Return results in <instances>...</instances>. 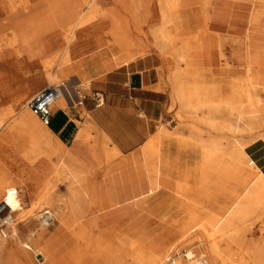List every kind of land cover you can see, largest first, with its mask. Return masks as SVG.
<instances>
[{
    "label": "bare ground",
    "instance_id": "bare-ground-1",
    "mask_svg": "<svg viewBox=\"0 0 264 264\" xmlns=\"http://www.w3.org/2000/svg\"><path fill=\"white\" fill-rule=\"evenodd\" d=\"M82 1V8L77 12L79 13L78 20L64 28L67 47L53 54V62H43L42 60L40 64H29L28 67L32 65L43 67L49 80H60L66 75H72L70 81L64 83L66 86L64 96L66 99L75 100V89L71 86L72 78H76L80 83L85 79L93 80L115 68L130 65L132 58L139 55L143 49V42L137 38L140 36L137 32H140L143 26L152 24L149 38L152 40L156 52L166 60L176 57L179 59L170 70V78L167 82L170 96L169 111L175 110L180 112V115H189L197 123L191 128L193 138L188 140V144H185V153H189L194 158L203 157L206 167H210L215 161L222 159L223 167L230 166L239 172H256L257 178L253 181L252 186L253 193H247L242 198L233 208L228 219L223 220L218 216H212L197 229L201 230L206 239H215L208 252L202 250V253L206 256L209 255L212 264H264V245L262 247L247 246L239 236L242 226L238 229L235 227L237 222L244 224L250 215L262 207L264 202V159L257 160L260 148H257V144L253 142V132L257 120L264 122V102L257 96L259 90L264 92V63L262 62L264 34L259 30L264 23V0H130V4L124 6L131 10L130 18L116 19L115 28L110 31L113 39L111 51L106 50L99 54L91 62H87V65L72 63L71 67H66L59 73L51 75L49 69L53 63L59 62V66H64L74 60L73 46L84 28L94 26L100 29L105 23H108L106 16L111 15L110 17H112L118 13L117 11L104 10L93 18H89L88 12L98 7L99 0ZM111 1L116 4V0ZM34 2L35 0H0V51L8 48L19 60L24 58V55L12 24L13 16L18 12H24ZM248 8L251 12H247ZM14 18L16 17L14 16ZM96 18H99L100 23L94 25ZM194 19L198 27L196 33H191L194 29L181 31L187 29L184 25ZM213 36L215 38H212ZM226 40L239 44L243 42L246 45L244 58L246 70L239 75L237 80V84L244 85L245 92H247L244 96L241 90L238 92V99L245 98L242 100L243 102H224L221 88L225 82L223 73L225 69L220 70V65L207 68L202 61V50L208 51L213 47L217 48L220 59L224 58L222 48ZM95 43L97 47L106 46L104 37H99ZM125 49H130V52L124 54ZM112 51L116 52L115 56L111 55ZM226 67L228 68L226 70L231 69L230 65ZM191 81H194L192 83H196V85L190 90L189 83ZM257 81H260V85L255 84ZM15 86L11 82L5 83L2 90L5 91L10 87L13 90V97L16 98L18 89ZM28 91L31 89L23 88L20 90V94ZM16 99L13 100L17 104L19 101ZM30 101L24 106L9 132L14 133L18 128L27 138L29 143L23 147V158L29 160L30 168L35 169L37 164H41L42 170L38 169L37 171L45 175L48 170L45 159L53 155L52 149L55 141L49 130L42 126L39 118L30 111ZM15 106L13 107L14 113ZM204 134H208L209 137H205ZM225 135L229 136L230 147L228 150L224 148ZM152 141L155 142V140ZM151 143L153 144V142ZM199 144H204L205 148L202 150ZM151 150V153L145 155L149 190L135 200L138 202L144 201L160 189V177L175 172L178 174L181 170L189 168L186 161L163 155L155 146ZM115 151L117 152V150ZM181 152L179 147L178 153L181 154ZM33 156L36 158L32 159ZM193 166V170H190L188 175L190 179L195 178L198 171L195 165ZM166 169L169 174H163V170ZM177 186L180 193L188 192V189L186 192L185 187L181 184ZM25 188L28 192L32 189L30 186ZM0 199L1 203L6 206L5 210H9L10 215L13 214L16 218L13 236H20L19 225L31 230L33 225L31 221L35 218L34 211L30 212V215L24 211L17 187L10 186L8 183L0 188ZM39 201L40 205H48L47 194L39 197ZM48 212L51 214L50 211ZM41 216L39 215L40 221ZM51 216L53 220L54 215L51 214ZM55 218L57 223L65 225L63 214L58 213ZM42 226L48 227L50 224L42 223ZM33 234L35 233L30 236L34 237ZM218 237L220 240L216 241ZM222 243L226 245L223 250ZM1 245L2 242H0V249H2ZM234 245L238 246V252H233ZM22 246L33 251L30 243H23ZM160 246L164 251L167 243L162 242ZM96 248L98 252H107L106 259L101 264H162L163 261L160 253H153L152 250L150 251L118 234L109 240L100 239ZM37 256L43 257V259L41 257H39L40 260L37 259L39 263L45 260L42 253L38 252ZM129 260L132 262L130 263ZM10 263V260H7L5 264Z\"/></svg>",
    "mask_w": 264,
    "mask_h": 264
},
{
    "label": "rangeland",
    "instance_id": "rangeland-1",
    "mask_svg": "<svg viewBox=\"0 0 264 264\" xmlns=\"http://www.w3.org/2000/svg\"><path fill=\"white\" fill-rule=\"evenodd\" d=\"M129 4L130 0H116V4L111 0H99L98 7L88 12L89 18H93L104 10L117 11L118 13L112 17H110L111 15L106 16L108 23H105L100 29L94 26L84 28L79 33L78 39L73 46L74 60L64 66H59V62L53 63L49 69L50 74L55 75L66 67H71L72 63H85L87 65V62H91L99 54L106 50L111 51L113 49V39L110 31L114 30L116 19L130 18L129 14L131 10L124 7ZM247 12H251L250 8H248ZM35 15V19L38 21L40 19L38 12H35ZM78 17L79 13H77V20ZM96 19L94 25L100 23L99 18ZM151 26L152 24L145 25L141 28L140 32H137L140 35L137 38L143 42V49H141L139 55L132 58L131 63L146 55H159L155 50L152 40L149 38ZM259 30L264 34V23ZM99 37H104L106 41L105 47L96 46L95 42ZM61 39L60 37L59 40ZM124 51L125 54L130 52V49H125ZM222 52L224 58L221 59L220 70L228 69L226 67L228 65L231 66L232 70H237L241 73L246 70L244 67L246 45L243 42L239 44L226 40L224 41ZM115 53V51H112L111 55L115 56ZM159 56L162 58L164 64H159L158 68H156L155 64L150 67L160 73L163 70L165 76L164 87L168 90L167 82H169L170 70L177 64L179 59L176 57L166 60L161 55ZM44 61L53 62V55L43 59ZM262 62L264 63V57L262 58ZM28 65L23 57L21 60L16 58L10 49L4 48L3 51H0V139H2V142H0V188L8 185V183L10 186H16L24 211L28 214L34 211L33 215H35L34 220L32 219L31 221V224H33L31 230L19 225L20 238L13 236V229L16 226L13 229L6 225L0 226L3 230L0 233V242H2L0 264H5L7 260H10V264H49L46 259L39 263L37 259L39 257L43 259V257L37 256V253L40 252L45 256L43 250H47L50 247L49 240L56 233L58 227L65 229L63 233L67 239L72 238L73 234L81 243H85L89 239L94 240L95 248L92 251V256L99 264L106 259L107 252H98L96 248L98 242L100 239L109 240L115 234L125 235L131 241L137 242L150 251L152 250L151 252L160 253L163 258L162 264L166 263V258L170 253L184 248H195L198 251L204 250V252H208L215 239H206L202 235L201 230L197 229L211 219L212 216H218L223 220L228 219L233 208L242 198L247 193H253L254 189L252 186L253 181L257 178L256 172H239L230 166L223 167L222 159L215 161L210 167H206L204 166L203 157L190 160L185 154H179L175 149L170 148L169 144H166L164 147L165 142L188 144V140L193 138L191 128L197 125L196 121L190 118L189 115H180V112L168 110L167 115L159 123L158 132L138 151L139 156L135 160L124 161L125 158L117 154L111 142H100L93 134V131L89 129L87 133L83 131L79 139L87 144L89 148L97 151L93 152V160L89 162L90 167H87L84 162L65 160L54 143L52 149L53 155L45 159L48 169L47 173L45 175L41 172L39 173L37 170H42L41 164H37V167L33 169L30 168L29 160L23 158V147L29 143L27 138L18 128L14 133L9 131L15 124L24 106L35 94L50 86H57L70 81L72 75H66L60 80H49L43 67L38 65L28 67ZM9 82L15 84L16 89L19 90V92L17 90L18 98H16L19 101L17 104L13 100L16 98L13 97V90L10 87L5 89V91L2 90V86ZM89 82H93V80L85 79L83 82L78 83L76 78H72L71 86L76 92L86 95L87 100L89 97H92L91 91L93 89L92 86H88ZM255 84L260 85V81L255 82ZM23 88L31 89V91L20 94V90ZM257 96L264 102L263 91L259 90ZM164 101H166V97ZM14 106L15 113L13 112ZM82 117L86 119L88 118V114L84 112ZM39 122L44 126L40 119ZM253 133V142L257 144V148H260L257 156L260 159H264L263 120H257ZM204 136L209 137L208 134H204ZM224 138V148L228 150L230 147L229 136L225 135ZM152 140H155V142ZM106 142L107 145H105ZM150 143L157 147L161 154L175 158L176 160L186 161L189 164V168L181 170L178 174L175 172L168 176L164 175L163 178L165 180L163 179V182L165 186L162 190L144 201H139L140 204L138 201L132 200L136 192H130L129 195L126 194L129 201L115 207L111 215L112 225L106 227L104 220H98V214L93 215L91 218L98 220L99 227L96 229V233L91 232L87 225L84 224L85 217L92 210L91 204L88 202L92 195L91 191H89L91 188L88 185V177L84 175V172L92 180L100 176L105 181L120 174H131L134 177H130L126 182L122 181L120 184L117 183L116 187H112L122 188L123 185L126 186L125 184H127L128 188L132 190L135 188L134 185H138L139 180H141V177H135V175L139 174V176H142L143 174L146 179L143 176L142 179L144 178L146 181L148 179L145 155L152 151L153 146ZM183 146L185 147V145ZM200 146L202 150L205 148L204 144ZM35 158L36 156L32 157V159ZM193 165H195L198 171L196 177L190 179L188 175L190 170H193ZM164 173L169 174L167 169L163 170ZM179 184L185 187L186 192L188 189V192L185 193L183 191L184 193H180L177 186ZM26 186H30L32 189L28 192L25 188ZM44 188L46 190L43 191ZM46 194L49 198V204L40 205L39 197ZM113 194L116 196L120 193L113 192ZM1 202L0 199V206H2ZM179 204L183 207L177 208L176 205ZM211 207L215 209L213 210ZM44 211H50L54 215L53 222L50 224L51 226L45 227L40 223L39 215H42ZM58 213L65 216L66 223L64 226L56 222L57 219L55 217ZM7 214L2 215L0 224ZM11 217L15 222V216L11 214ZM235 227L237 229L241 227L239 236L244 244L262 247L264 245V202L262 207L250 215L244 224L237 222ZM40 229L41 231L39 232ZM32 233H35L33 234L34 237L30 236ZM44 233L47 234L42 239ZM219 238L216 241H219ZM162 242L167 243L165 247L166 251H163V248L160 246ZM23 243H30L33 251L25 249L22 246ZM221 248L222 250L225 249L226 245L222 243ZM232 250L233 252H238V246L234 245ZM49 251L50 254H54L56 264H69L67 259H65L67 257L66 252H63L60 248H49ZM207 256L208 261L212 264L211 258L209 255ZM225 256L227 257V254ZM129 262L131 263L132 261L129 260Z\"/></svg>",
    "mask_w": 264,
    "mask_h": 264
},
{
    "label": "crops",
    "instance_id": "crops-1",
    "mask_svg": "<svg viewBox=\"0 0 264 264\" xmlns=\"http://www.w3.org/2000/svg\"><path fill=\"white\" fill-rule=\"evenodd\" d=\"M82 5V0H35L30 8L15 14L16 18L13 16L12 24L17 33L20 49L28 64L40 63L46 57L67 47L64 28L76 22L77 12L82 8ZM35 12H38V16H40L38 21L35 19L37 15ZM196 23L194 19L184 25L187 29L181 31L194 29L191 33H196L198 31ZM177 32L180 34L179 30ZM60 37L61 40H59ZM213 40L215 41V39ZM202 61L207 68L220 65L221 59L217 48L213 47L208 51L202 50ZM153 64L158 68L159 64L164 63L159 55H146L143 58H138L128 66L115 68L93 79L90 84L93 87L92 97L82 104L78 105L76 98L75 101L63 96L53 105L51 122L45 127L53 136L55 145L65 160L84 162L87 167H90L89 162L93 160V152L97 151L92 150L79 139L80 134L83 131L87 133L89 129L93 131L100 142L106 140L111 142L114 149L117 150V154L125 158L124 161L137 159L138 151L158 132L159 123L167 115L170 107L169 93L164 87V72L163 70L161 73L154 71L150 67ZM223 73L225 82L221 88V94L224 102H243L242 100L245 98L238 99V92L241 90L243 96L247 92H245L244 85L237 84L239 75L242 73L232 69L231 71L230 69L225 70ZM192 82L194 81L189 83L190 90L196 85ZM161 89L162 91H160ZM165 97L166 101H164ZM84 112L88 114L86 119L82 117ZM166 144H169L170 148L175 149L177 153L180 147L181 154L190 157V160L196 159L189 153H185L186 150L183 146L185 143L165 142L164 147ZM257 160L260 158L257 157ZM84 175L88 177V185L91 188L89 191L92 193L88 201L92 210L85 217L84 224L93 233H96V229L99 227L98 220H104L106 227L112 225L111 215L115 207L129 201L126 194L136 192L132 199L136 200L149 190L148 179L146 181L143 174L145 179H142L139 174L135 175V177H141V180L138 185H134L135 188L132 190L128 188L127 184L122 188L112 187L134 177L131 174L113 176L108 181L102 180L100 176L95 177L94 181L87 173L84 172ZM163 179L165 180L163 177L159 178L160 189L156 193L165 186ZM118 186L120 187V185ZM113 192L120 194L115 196ZM181 206L180 204L176 205L177 208H181ZM95 214H98V220L91 218ZM64 231V228L58 227L56 233L49 240L50 249L58 247L66 252L65 259L69 264H99L92 256V251L95 248L94 240L89 239L85 243H81L73 234L72 238L67 239ZM46 234L42 235V239ZM121 236L128 238L122 234ZM49 248L43 250L44 257L49 264H56L54 254H50Z\"/></svg>",
    "mask_w": 264,
    "mask_h": 264
},
{
    "label": "built area",
    "instance_id": "built-area-1",
    "mask_svg": "<svg viewBox=\"0 0 264 264\" xmlns=\"http://www.w3.org/2000/svg\"><path fill=\"white\" fill-rule=\"evenodd\" d=\"M65 93L66 86L63 83L57 86H50L37 93L31 99L29 108L32 113L40 119L44 126H48L50 124L51 108L64 96ZM75 98L78 102L77 104L80 105L86 100V95H83L81 92H76ZM5 208L6 206H4V204L0 206V220L2 215L8 213L4 220L1 222L0 226L2 227L3 225H6L13 229L15 222L10 215V211H6ZM41 221V224H51L53 222L51 214L48 211H44L41 216ZM1 227L0 233L3 232ZM178 262L179 264H209V261L205 254L200 250L196 251L195 248H184L180 251L172 252L166 259V264H177Z\"/></svg>",
    "mask_w": 264,
    "mask_h": 264
}]
</instances>
